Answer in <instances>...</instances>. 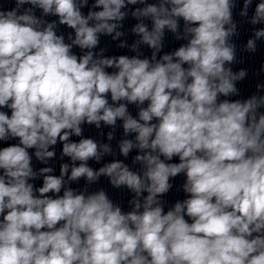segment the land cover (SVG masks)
I'll return each mask as SVG.
<instances>
[{"label": "clouds", "instance_id": "1", "mask_svg": "<svg viewBox=\"0 0 264 264\" xmlns=\"http://www.w3.org/2000/svg\"><path fill=\"white\" fill-rule=\"evenodd\" d=\"M239 3L14 0L11 9L0 4V141L18 139L0 148V264H264V82L251 96L230 99L240 95L237 82L248 76L247 69L233 72L230 66L237 62L233 12ZM135 5L145 6L133 8L131 16L150 18L152 29L143 22L132 28L141 37L132 51L144 44L153 50L151 57L94 52L101 34L114 40L124 35L118 29L129 13L122 9ZM252 5L243 0L238 13L253 26L242 49L248 53L257 52V41L264 44V26L256 27L264 25V0L250 16ZM37 8L58 19L37 17ZM59 25L74 30L70 43L57 34ZM165 29L186 43L158 58ZM128 104L136 105L138 119ZM118 119L126 136L136 134L135 142L123 139L119 151L127 158L138 149L133 164L141 168L113 160L93 170L87 162H99L112 149L83 138L82 126L99 129L103 122L114 128ZM72 136L81 139L74 142ZM58 142L61 158L73 162L70 175L67 163L59 176L51 166L34 170L32 155L47 165ZM174 157L178 163L171 162ZM182 173L186 198L165 212L170 178ZM101 176L132 194L130 211H122L102 188L89 193L67 186Z\"/></svg>", "mask_w": 264, "mask_h": 264}]
</instances>
